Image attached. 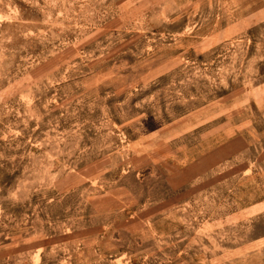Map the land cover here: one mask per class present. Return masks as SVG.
<instances>
[{
    "label": "rangeland",
    "instance_id": "374dc122",
    "mask_svg": "<svg viewBox=\"0 0 264 264\" xmlns=\"http://www.w3.org/2000/svg\"><path fill=\"white\" fill-rule=\"evenodd\" d=\"M0 264H264V0H0Z\"/></svg>",
    "mask_w": 264,
    "mask_h": 264
}]
</instances>
